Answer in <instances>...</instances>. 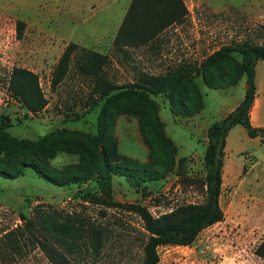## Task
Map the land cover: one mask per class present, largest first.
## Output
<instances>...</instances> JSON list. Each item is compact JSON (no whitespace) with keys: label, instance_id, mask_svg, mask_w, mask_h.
<instances>
[{"label":"rangeland","instance_id":"374dc122","mask_svg":"<svg viewBox=\"0 0 264 264\" xmlns=\"http://www.w3.org/2000/svg\"><path fill=\"white\" fill-rule=\"evenodd\" d=\"M72 1L87 4L84 8L96 17L113 4V0H93L89 9L87 0H9L13 11L0 30V117L5 115L9 119L5 130L12 136L33 140L57 129L89 134L96 131L97 114L105 96L93 91L91 78L77 73L71 61L63 78L54 88L50 87L52 66L63 45L77 36L98 32L81 20L84 15L68 11ZM183 3L187 8L185 20L165 27L150 44L128 46L125 51L117 52L113 49V37L109 43H101V49L77 43L109 58L104 78L115 86L110 93L132 82L140 70L157 73L184 64L193 71L195 65L222 45L263 40L258 26L264 21V0H183ZM16 19L24 22L20 36L16 35ZM111 26L109 23L103 34L110 36ZM229 54L238 57L234 51ZM12 65L34 69L47 99L42 109L26 110L6 89L7 73ZM192 76L202 93L203 107L191 115L172 113L164 93L150 95L157 104L165 134L176 146L175 160H182L163 177L137 185L123 175L112 174L114 201L142 204L154 216L181 203L202 201L206 144V129L202 128L241 99L244 76L235 84L221 88L207 87L199 75ZM258 76L264 87V68L258 69ZM237 127L239 131L230 130L223 155L219 194L222 218L201 229L189 244L159 245L154 264H264V258L254 252L264 238V143L252 139L240 125ZM113 132L118 153L146 160L148 147L134 114L126 110L117 112ZM77 158L74 151L58 149L48 161L61 166ZM87 190L97 191L93 180L56 185L38 176L29 166L16 177L0 175V233L20 223V213L28 215L36 203H43L74 212L85 223L99 225L103 230L106 237L100 251L97 254L83 251L77 264L138 261L147 234L139 216L119 205L106 206L86 200L82 194ZM11 264L52 263L36 247Z\"/></svg>","mask_w":264,"mask_h":264},{"label":"trees","instance_id":"16d2710c","mask_svg":"<svg viewBox=\"0 0 264 264\" xmlns=\"http://www.w3.org/2000/svg\"><path fill=\"white\" fill-rule=\"evenodd\" d=\"M187 8L183 0H130L112 39L114 51L128 46L149 43L165 27L183 22ZM24 22L15 20L16 35L20 36ZM153 24H158L153 27ZM263 35L260 42L236 41L222 45L210 53L191 71L184 64L151 73L140 70L135 79L110 93L112 86L104 78L109 62L106 54L85 49L68 41L50 74V87L63 78L73 61L77 73L89 77L99 96L100 105L96 131L89 134L76 130L57 129L36 139L10 135L5 126L7 116L0 117V175L16 177L29 166L40 177L56 185H68L93 180L97 191H84L82 197L106 206L119 205L139 216L146 230L141 245V258L125 264H154L158 260L157 247L163 244L191 243L204 227L223 216L219 204L221 172L225 136L239 124L250 136L264 141L262 126H254L249 110L255 94L257 60L264 59V21L258 26ZM234 51L238 57L229 54ZM199 75L205 86L221 88L235 84L244 76L243 94L239 102L223 116L211 121L205 130L203 152L204 175L201 181L203 198L200 203H181L157 216L139 203H118L111 198V175H123L132 184H141L163 177L175 169L176 146L164 132L157 104L150 96L164 93L174 114L191 115L203 107V96L192 75ZM6 89L28 111L42 109L47 99L39 85L37 74L19 65H12L7 73ZM126 110L136 116L142 137L148 147L146 160L120 154L113 132L114 116ZM74 151L78 158L61 166H53L48 158L58 150ZM20 223L0 233V262L11 264L30 249L38 248L52 264H77L83 251L97 254L105 239L99 225L85 223L76 213L36 203L28 215L19 214ZM264 258V238L254 249Z\"/></svg>","mask_w":264,"mask_h":264},{"label":"crops","instance_id":"0c3cea01","mask_svg":"<svg viewBox=\"0 0 264 264\" xmlns=\"http://www.w3.org/2000/svg\"><path fill=\"white\" fill-rule=\"evenodd\" d=\"M8 1V2H7ZM0 0V30L3 28V26L6 24L7 20L9 19V15L12 13V9L9 7L8 3L9 0ZM88 1V8L90 9L92 7L91 1L93 0H87ZM99 1V0H98ZM101 1V0H100ZM129 3V0H113V4L109 7H107L105 13L101 16H94L91 15L92 12L90 10L87 11V8H84L87 4H83L82 2L72 1L71 4H69V12H74L78 15H84L81 20L87 21L86 26H89L91 29L98 30V32H95V34L87 35L84 34L83 36H77L71 41L75 43H80L83 45L91 46L95 49H101V43H109L113 37V34L115 33L122 15L126 9L127 4ZM104 6H99V8ZM111 18H114L113 21ZM116 18V20H115ZM111 23V30H110V36H107L103 34V30L106 29L107 25ZM70 41V40H69ZM68 42V41H67ZM66 44V43H65ZM64 44V45H65ZM63 45V47H64ZM62 47V49H63ZM60 50V52L62 51ZM60 54V53H59ZM56 61V60H55ZM55 63V62H54ZM22 66V65H21ZM53 67V66H52ZM264 68V59L257 60L254 66L255 70V94L252 100V104L250 106L249 110V119L252 125L254 126H262L264 131V110H263V103H264V87H263V80L258 76V69ZM26 68L34 71L31 67L26 66ZM35 72V71H34ZM264 79V77H263ZM226 87V86H225ZM240 99V98H239ZM239 99L234 102V104L225 112L227 113L229 110H231L238 102ZM224 113V114H225ZM222 114L221 116H223ZM209 125V124H208ZM237 125V124H236ZM236 125L232 126L226 136H225V144H224V153L226 152V146H227V137L231 129L236 128L237 131H239V127ZM207 126H204L202 129H206ZM252 139H256L260 141L258 136L251 137ZM264 143V141H260Z\"/></svg>","mask_w":264,"mask_h":264}]
</instances>
